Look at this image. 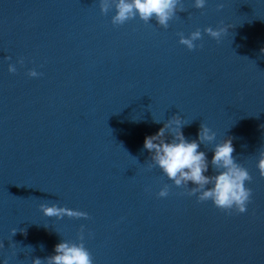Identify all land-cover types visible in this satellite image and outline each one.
Here are the masks:
<instances>
[{
  "label": "clouds",
  "instance_id": "obj_1",
  "mask_svg": "<svg viewBox=\"0 0 264 264\" xmlns=\"http://www.w3.org/2000/svg\"><path fill=\"white\" fill-rule=\"evenodd\" d=\"M206 0H194L195 8L203 9ZM101 13L107 15L114 9L111 16L113 26H121L137 17L144 23L155 20L156 24L167 29L169 21L175 18L177 10L186 11L183 0H99ZM217 10L224 7L223 3H217ZM233 25H225L223 21L220 26L213 28L207 26L203 29L211 38L217 42L223 34L229 32ZM179 43L186 46L188 50L202 47L197 45L196 41L202 40L200 28L191 31L185 36L182 32L178 33ZM264 52V49H261ZM11 59V57H7ZM17 63L23 64V58H19ZM8 71L15 73L16 65L9 63ZM28 76L38 77L42 75L35 68L29 69ZM159 123L160 121L154 120ZM190 124L180 115H173L164 122L155 134L145 137L143 149L150 153V163L148 169L159 167L166 177L171 180L175 186L184 189L181 194L188 196L195 195L197 202L212 201L215 207L231 214L244 213L247 211V205L252 198L251 188L246 186V182L252 181L248 169L244 167L233 156L235 151L232 144V138L228 137L221 142L215 143L211 165L213 175H206L209 169V161L205 152L200 151V145L207 146L216 140V133L203 122L200 125L197 139L188 140L182 128ZM264 127V126H262ZM166 135H171V140H166ZM142 149V150H143ZM257 168L261 177H264V147L259 150ZM191 182L194 187L189 188ZM170 185L164 184L157 193L158 197H167L169 195ZM40 208L45 216L63 218H88V213L78 209H72L65 206H58L56 203H42ZM12 235L18 231L13 228ZM25 232V229L21 230ZM26 234V232H25ZM3 247V243H0ZM43 249V245H41ZM8 264V260H4ZM31 264H94L93 257L84 244V225L80 226L77 241L61 240L54 246V254L45 258L35 257Z\"/></svg>",
  "mask_w": 264,
  "mask_h": 264
}]
</instances>
